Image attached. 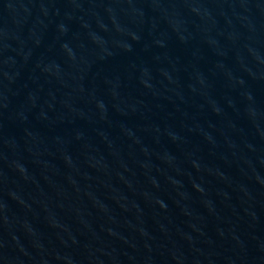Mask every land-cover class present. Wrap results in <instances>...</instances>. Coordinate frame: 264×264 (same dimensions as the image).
I'll return each instance as SVG.
<instances>
[{
  "label": "water",
  "instance_id": "1",
  "mask_svg": "<svg viewBox=\"0 0 264 264\" xmlns=\"http://www.w3.org/2000/svg\"><path fill=\"white\" fill-rule=\"evenodd\" d=\"M264 225V0H0V264H171Z\"/></svg>",
  "mask_w": 264,
  "mask_h": 264
}]
</instances>
